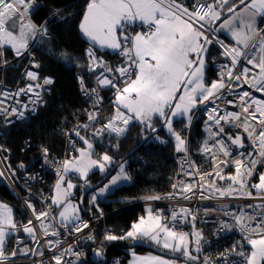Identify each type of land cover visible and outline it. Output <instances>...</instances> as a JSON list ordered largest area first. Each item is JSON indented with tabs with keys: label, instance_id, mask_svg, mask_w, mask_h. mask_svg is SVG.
Instances as JSON below:
<instances>
[{
	"label": "snow or ice",
	"instance_id": "1",
	"mask_svg": "<svg viewBox=\"0 0 264 264\" xmlns=\"http://www.w3.org/2000/svg\"><path fill=\"white\" fill-rule=\"evenodd\" d=\"M34 6L36 0H0V46L9 45L17 57L24 55L28 50L30 40L33 43H46L50 37L47 21L37 25L28 18ZM257 16H264V0H193L190 5L184 0H88L78 25L79 31L92 45L118 51L125 57L124 64L109 68L93 51L89 50L87 53V68L94 74L97 87L89 88L85 78L78 77L84 95L92 98L97 95L98 88L115 89V115L99 128H93V136L102 137L107 131L110 135L119 137L127 131L133 121L138 122L145 133L157 132L153 119L158 117L174 137L175 151L185 153L186 159L189 152L187 142L183 134L173 128V120L182 117L190 124L196 115L193 110L198 106H205V128L208 136L199 152L211 158L213 170L201 172L193 163L189 167L195 169L199 183L178 181L172 188L178 193H183L179 197L182 199H191L188 194L194 195L196 189L200 190L201 198L209 199L210 195H203L206 187L211 188L220 197L240 194L254 198L248 191L250 186L264 199V172L259 174L258 182L249 185L257 165L264 164V99H257L253 95L259 92L264 96V29L257 26ZM237 20L239 24L235 23ZM8 21H12L14 27L16 22H19V36L8 29ZM137 22L146 26L147 30L129 31L130 26ZM218 31L230 33L234 43L228 44L220 39ZM213 45H218L224 62L218 67L217 78L207 84V57ZM30 64L35 69L40 67L34 59ZM98 67L102 71L97 72ZM25 75L32 83L18 89L14 94L0 93V115L5 118L9 115L24 118V112L7 104V100L13 99L15 104H20L21 94L29 96V104L33 105L31 110L35 112V106L43 102L40 90L44 85L53 83L51 77H45L43 84H40L38 72L30 69L26 70ZM121 83L123 87L120 86ZM243 85H247L252 91L243 90ZM29 104H24L23 109H28ZM224 105L239 111H229ZM87 117L89 123L83 125L85 129L92 126L96 120L95 110L87 112ZM80 129L81 126L77 125L73 132L85 147L78 149V157L65 159L62 170L58 169L54 193L48 198L50 203L45 201L46 210L37 211L31 201H27L28 208L32 209L36 221L41 224L43 235L56 238L45 240L49 245L48 251L53 253L52 264H83L81 257L84 253L76 251L71 243L68 248L61 249L59 254L53 249V245L59 248V237L63 235L57 226L64 229L68 235L82 233L89 227L87 222L81 220L80 209L69 199L76 185L68 179L65 186L66 174L78 173L79 178L84 180L93 167L105 172L112 162V157L107 153L99 159L92 158L93 144L86 136L80 134ZM240 129L247 134L251 147L257 151L241 152L239 156L243 159L233 157L230 160L229 157L233 156V146L241 149L245 147L240 132L235 131ZM43 153L47 159L49 153L46 148ZM181 167L184 170L183 164ZM230 167H234V174L225 175L224 169ZM184 174L193 176L192 171L184 170ZM128 179L124 167L121 166L119 172L111 176V185L100 189V194L109 190L112 185H117L119 181ZM217 179L230 183L227 187H222L217 184ZM168 198L173 197L170 194ZM144 199L153 201L160 200L161 197L148 195ZM96 200L97 196L94 195L92 202L95 203ZM246 207L252 211H241L239 215H234L233 219L241 231L247 233L244 239L250 246V252L245 250L243 244L239 247L234 245L227 255L221 254L223 260L218 259L215 264H264V204ZM221 210L225 216L232 215L228 210ZM145 211L146 215L133 222L124 234L106 233L104 240L137 241L146 238L164 249L181 253L187 261L195 264L198 256L193 255L190 250L189 234L179 230V224L186 223L188 217L196 220L190 209L184 206L178 210L173 208L170 218L151 207ZM34 227L33 221L29 220L23 229L33 240ZM231 227L227 222L221 224V230ZM17 228L12 210L0 203V264H15V259L19 256L31 258L44 255L38 250L20 248L19 238L17 247L10 254H6V240ZM193 235L196 237L195 252L199 253L200 233L194 232ZM89 239L92 237L89 236ZM233 254L242 257V261H232L230 257ZM94 255L102 257V248L95 249ZM32 264H44V261L37 262L33 259ZM134 264L173 262L160 256H148L136 257Z\"/></svg>",
	"mask_w": 264,
	"mask_h": 264
},
{
	"label": "built area",
	"instance_id": "2",
	"mask_svg": "<svg viewBox=\"0 0 264 264\" xmlns=\"http://www.w3.org/2000/svg\"><path fill=\"white\" fill-rule=\"evenodd\" d=\"M185 3H187L184 0ZM193 3V2H192ZM190 5V4H189ZM40 6L39 3L36 2V6H34L29 14V17L33 23H35L32 20V16L34 12L38 9ZM47 21V20H45ZM45 21H43L40 24H43ZM259 28L264 29V21L261 22L259 25ZM146 31V26L141 25L140 23H136L132 26H130L129 31ZM218 37L222 40H224L226 43H228L224 37L217 34ZM33 42L31 41L29 44L28 50L24 53V55L17 57L15 55L14 50L11 47L8 46H0V93H15L18 89L25 88L27 84L32 83L27 76L25 75L26 70H32L36 71L39 74V83L43 84V78L48 76L42 75V66L41 63L35 58L33 53L31 52V48L33 46ZM229 44V43H228ZM213 47L216 49V56L213 58L211 63V68L217 78V72L219 65L224 62V57L220 55V49L218 45H213ZM91 50V48H86L84 50V57L86 61L85 66V72L82 73H75V76L77 78L78 83V91L80 95L84 98L86 101V105L84 108L80 110L79 117L74 121L69 127H63L60 130V133L64 139V149L61 156H58L57 154H52L50 151H48L49 155L47 159L44 157L43 149L41 148L38 150V154L32 153L28 154L29 161L26 163H16L14 166L11 164L12 160V154L10 151H3L0 150V180L6 184L7 188L11 192V194L15 197L17 202L20 204L21 211L18 213L15 212V208L7 204L6 202L0 201V203L6 205L8 208L12 210L13 214V220L17 224L18 228L16 231L12 233V235L7 238L5 243V252L6 254H10L14 248L17 247L18 244V238H19V247L22 249L27 250L28 248H31L33 251H39L43 252V256H34L31 258H25L23 256H19L15 259V264H32V260L35 259L37 262L44 261V264H52L51 257L53 253L51 251H48L49 245L45 243V240H52L56 239L52 236L45 237L41 230V224L40 222L36 221L35 216L33 215L32 209L28 208L27 201H31L34 208L37 211L46 210L45 201H48L50 203V200L48 199L52 193L54 186L58 180V169L62 170L63 161L69 157H73L76 149L80 147V139L78 136H76L73 132V129L80 125V134L81 135H88L90 138L94 140H100L106 136H115L114 134H109L107 131H105L104 135L101 136H93V128H99L102 124L108 122L114 115L116 111V107L113 103L114 101V94L115 89L112 88H98L97 95L92 96V98H89L88 96H85L84 93L81 91L80 82L78 77H84L87 81V84L89 88L97 87L96 81L93 78L94 74L90 73L87 64L89 63V57H88V51ZM94 52V51H93ZM118 59L122 61L124 64L125 57L119 53L118 51L114 52ZM96 55V54H95ZM97 56V55H96ZM99 58V56H97ZM35 60L36 63L40 65L38 69L32 68L30 61ZM101 59V58H100ZM103 60V59H102ZM7 61V63H5ZM104 64L107 65L109 68H112V65L106 61L103 60ZM243 64V61L241 62ZM251 67V66H248ZM9 68L13 69H19V77L17 81L13 84H7L5 81V75L6 70ZM102 71L101 68H97V72ZM52 84L50 85H44V88L41 89V96H42V103L35 106L36 110L33 112L31 109L33 105L29 104V96H26L24 94H21L19 97V100L21 101L20 104H15L13 99H9L6 101L7 104L12 105L24 112V118H20L16 115H9L7 118L5 116L0 115V120L5 125H10L14 123H22L26 122L28 119H30L31 116L35 115L36 112L42 108L45 105V98L46 95L49 94ZM121 87L124 85L121 83ZM243 90L252 91L247 85H243ZM239 91V89H238ZM257 99H264V96L261 95L259 92L253 93ZM229 99H232V97H228ZM0 99H2V96H0ZM24 104H29L28 109H23ZM106 104H112V113L109 117H105V106ZM214 105H209V107H212ZM205 106H198L194 112L196 115L191 120V123H187V125L184 127L182 134L187 142V146L189 149V152L187 154V157L185 159V153H176L174 156L176 171L175 176L173 177L172 183L170 185V190L167 194L164 196H161L160 200H141L136 203H134L135 206H140V208H148L151 207L154 210L161 211V214L170 218L171 217V210L173 208H176L177 210L179 207L184 206L188 207L193 215L196 216V220L193 221L191 217H188L186 223L179 224V230H186L191 233V235L196 240V237L193 235L194 232L200 233V251L199 253L195 252L193 255L198 256V260L195 262V264H215V262L219 260H223V256L221 254L227 255L228 252L232 249L234 245L239 247L241 244H243L246 251H248V245L247 241L244 239V237L247 235V233H244L241 231V228L239 225L235 224V220L233 219L234 215H239L241 211L244 212H251L252 209L247 208L248 205H259L264 204V199H261L257 193L256 190L249 186L248 191H250L253 194L254 198H248L246 196L240 195V194H234L231 196H224L220 197L218 193H212L209 191L211 188H204L203 195L204 196H211L209 199H203L201 198V192L199 189L194 190L195 194L189 193L188 195L191 196V199H182L179 198L183 195V193L176 192L172 185L176 184L178 181H183L185 183L191 182V183H199V176L195 174V169L190 168L189 166L193 164V160L191 157V150H190V141H191V127L193 125V122L201 117L204 120L203 127L205 128V121L207 120V114L204 112ZM224 107L228 108L229 111H239V109H232L228 105H224ZM96 113V120L93 122V125L90 126L88 129H85L83 127L84 124H88V117L87 112L94 111ZM8 121H11L9 123ZM134 122V121H133ZM131 122L130 125L133 123ZM254 123V122H253ZM129 125V126H130ZM128 126V128H129ZM258 127V126H257ZM128 130V129H127ZM239 131L242 139L244 141L245 147L244 148H236L233 146L232 152L233 156L229 157L231 160L233 157L235 158H241L243 157L239 156V153L241 152H255L257 149H253L251 147V142L247 139V134L243 133L242 129L235 130ZM126 133V132H125ZM124 133V134H125ZM71 134V135H69ZM124 134H122L119 137H122ZM208 133L206 130V137L203 139V141L207 138ZM117 137V136H116ZM5 137L0 133V149H6L2 142L5 141ZM203 141L201 140L198 144V147H201L203 144ZM230 143V141H227ZM211 143V142H210ZM30 143L28 140H25L22 149L23 151H27L29 149ZM203 159H205V163L202 165V168H199L201 172L208 171L211 172L212 169V160L209 156L202 154L201 155ZM182 164L184 166V170L192 171L193 176L189 177L184 174V170H182ZM260 164L257 165L256 172L253 175V178L250 179L249 185L252 183H256L255 177L257 170L259 168ZM138 169V168H137ZM224 173L234 174V167L225 168ZM50 175H55L56 179L55 181L50 184L48 182V179ZM72 178L76 176V173L71 174ZM217 184L222 187H227L228 183L227 180L225 181H219L217 179ZM172 195L173 198L169 199V195ZM132 205V204H131ZM228 210L232 215L225 216L224 211L221 210ZM207 210V211H206ZM120 211L114 210L111 213H101L96 215H91L89 218L82 217L81 220L85 221L89 224V227L84 229L82 233H72V235H68L64 229H60L59 226H57L58 230L63 232V235L59 237L61 244L59 248H56L55 245H53V249L59 254V251L61 249H66L69 246V243L73 245L76 251H82L84 255L81 257L83 264H96L92 260V256H94V250L98 248H102L103 256L107 249L110 248L108 255L105 259V261L102 264H126L127 256L123 252L117 253V254H111L112 248H119L118 245L121 243H125L129 240H117L113 242H108L104 240V236L106 233H112L114 234L113 228L111 226L105 225V221L112 216V214ZM29 220L33 221L34 231H35V240H33L32 236H30L28 233H26L23 229L24 226L27 225V222ZM222 222H227L228 224L232 225L231 229L228 230H221V224ZM253 226H254V222ZM194 225V227H193ZM89 236L92 237V239H89ZM144 241L150 242L148 239H142ZM196 248V247H195ZM122 250H127L124 248H119ZM230 259L232 261H242V257L233 254L231 255Z\"/></svg>",
	"mask_w": 264,
	"mask_h": 264
},
{
	"label": "trees",
	"instance_id": "3",
	"mask_svg": "<svg viewBox=\"0 0 264 264\" xmlns=\"http://www.w3.org/2000/svg\"><path fill=\"white\" fill-rule=\"evenodd\" d=\"M185 1L187 4L193 2V0ZM36 2L40 6L34 12L32 20L37 24L47 20L50 37L47 38L46 43H34L31 52L41 63L42 75L51 77L53 83L49 94L46 95L45 105L26 122L5 125L0 120V133L6 138L2 144L11 152V164L13 166L16 163L28 162V154H38L37 152L41 148H46L52 154L62 155L64 139L60 130L63 127L68 128L69 125L76 121L80 110L86 105V101L78 91V83L75 76V73L83 74L85 72L84 50L86 48L90 47L99 58L108 61L112 68L123 64L115 53L101 51L89 45L83 39L78 25L81 22L88 0H36ZM206 2H211V0H206ZM262 21H264V18L261 19L260 24ZM214 55L216 56V51ZM211 63L212 60L209 61L207 69L208 79L211 73H214ZM19 72L20 68L7 69L5 75L6 83L13 85L19 77ZM111 113L112 104H106L105 117L103 118L109 117ZM198 119L199 121L193 122L190 141L191 145H193L192 153L196 163L204 161L203 157L196 153L198 144L205 138L202 130L203 118L199 117L196 120ZM160 123L159 119L154 122L156 127ZM186 123L188 121L180 120L174 122L173 126L176 131L182 133V125ZM150 132H143L141 125L134 121L122 137L106 136L100 140H94L88 135L84 136L94 145L93 153L95 155L107 153L112 157L111 167L135 148ZM25 140H28L31 146L27 151L22 150ZM80 146H83L82 141H80ZM176 153L173 140L167 135L163 126L157 134L149 137L137 152L124 161L127 162L129 184L116 188L104 201L98 202L97 208L89 207L85 198L84 207L91 209L93 213H111L120 209V211L112 214L105 221V225L111 226L116 235L124 234L133 222L146 213V209L143 210L140 206H135L134 203L145 200L144 197L148 195H159L161 197L169 192L176 171L174 161ZM110 167H107L103 173L98 171L90 173L84 179L83 185L85 187L79 189L80 185L78 184L75 188V199L78 201L84 190L97 183ZM263 167L264 165L260 164L255 181H258V176ZM55 179V175H50L48 182L52 184ZM75 181H79V179ZM0 201L12 205L16 213L21 211L20 204L1 180ZM83 217L89 218L84 213ZM134 250L137 253L149 251L141 247L134 248ZM111 251V254L123 252L127 258L130 255L128 250L119 248H112Z\"/></svg>",
	"mask_w": 264,
	"mask_h": 264
},
{
	"label": "crops",
	"instance_id": "4",
	"mask_svg": "<svg viewBox=\"0 0 264 264\" xmlns=\"http://www.w3.org/2000/svg\"><path fill=\"white\" fill-rule=\"evenodd\" d=\"M264 18V16H257L256 17V21H257V26L259 27V25H260V21H261V19H263ZM137 23H139V22H137ZM235 23L236 24H239V20H237V21H235ZM81 33V32H80ZM219 35H221L222 37H224L225 38V40L229 43V44H233L234 43V41H232V39H231V35H230V33H228V32H226V31H219V33H218ZM82 35V34H81ZM82 37H83V39L84 40H86V42L89 44V45H92L91 44V42L90 41H88L87 40V38L86 37H84L83 35H82ZM93 47H95V48H97V49H99V50H101V51H107V52H109V53H114L115 51H113V50H111V49H101L99 46H94V45H92ZM214 47L212 46L211 48H210V52H209V55H208V57H207V64H206V71H205V79H206V83L207 84H210L211 83V81H212V79H215L216 78V76H215V74L214 73H211V75H210V78L208 79V73H207V69H208V66H209V61L210 60H213V58H214V53H215V51H214V49H213ZM134 78V77H133ZM194 111V110H193ZM157 119H159L158 117H154V119H153V123L157 120ZM187 121V119L186 118H182V117H176L174 120H173V124H174V122H176V121ZM138 123V122H137ZM165 128V131H166V133H167V135L168 136H170L171 138H172V140H173V143H174V137H172L171 136V134L167 131V128L166 127H164ZM173 128H174V126H173ZM175 129V128H174ZM94 146V145H93ZM174 147H175V143H174ZM94 149V148H93ZM76 156H79V151L77 150L76 151ZM68 160H71V159H68ZM112 164V162L107 166V167H110V165ZM126 171H127V165H126ZM97 170H95V171H98V172H101L100 170H99V168H96ZM92 171V170H91ZM106 171V170H105ZM73 172H69V173H67L66 174V176L65 177H70L71 178V180H72V182H74L73 184L74 185H78V183H82V185L84 184V180H82V179H80L79 178V175H78V173H76V176H74V178H78L79 179V181H75V179H73L72 178V176H71V174H72ZM92 173V172H91ZM101 173H103V172H101ZM90 174V173H89ZM88 174V175H89ZM129 180H130V178H129ZM85 186L83 185V188H84ZM76 188V187H75ZM75 188L72 190V194H71V196L69 197V199L71 200V202L76 206V207H78L79 208V204H78V201L75 199V194H74V190H75ZM88 197V196H87ZM80 198V197H79ZM79 200V199H78ZM87 205L89 206L90 205V200H89V197H88V200H87ZM80 209V208H79ZM58 211L59 210H57V212H56V215H58ZM80 217L82 218V216H83V213H82V211H81V209H80ZM145 215H146V213H145ZM130 229V228H129ZM182 231H184V232H186V233H188L189 234V247H190V250L192 251V254H194V250H195V247H196V243H195V239H194V237L188 232V231H186V230H182ZM146 239V238H145ZM147 240V239H146ZM150 241V240H149ZM151 243H153L154 245H156V246H158V247H160V248H162L161 246H159V245H157L156 243H154V242H152V241H150ZM163 250H166V251H170V252H172V253H174L173 251H171V250H168V249H164V248H162ZM248 251L250 252V246L248 245ZM134 252V253H133ZM133 252H130V255H129V257L127 258V260H126V264H134V260H135V258L136 257H148V256H160V257H163V258H165V259H168V260H170V261H172L173 262V264H190V263H188V262H186V261H184V260H181V259H173V258H170V257H166V256H162V255H159V254H157V253H155V252H152V251H146V252H141V253H137V252H135V250H133ZM175 254H177V255H180V256H182L183 257V255L181 254V253H175Z\"/></svg>",
	"mask_w": 264,
	"mask_h": 264
},
{
	"label": "water",
	"instance_id": "5",
	"mask_svg": "<svg viewBox=\"0 0 264 264\" xmlns=\"http://www.w3.org/2000/svg\"><path fill=\"white\" fill-rule=\"evenodd\" d=\"M225 15H227V13H225ZM163 122L161 121L160 125L157 127L158 131L157 132H150L148 135H146L141 141L140 143L135 147L133 148L131 151H129L126 155H124L122 158H120L116 163H114L110 169L107 171V173L97 182L95 183L94 185L90 186L89 188L85 189L84 192L81 194L79 200H78V204H79V208L81 209L82 213L86 214V215H89L91 216L92 215V211L86 207H84V199L86 198V196L94 191L95 189H97L98 187H100L101 185H103L114 173V171L116 170V168L121 164L123 163L128 157H130L132 154H134L135 152H137V150L140 148V146L149 138L151 137L152 135L154 134H157L160 129L163 128ZM147 137V138H146ZM119 248H124V249H133V248H137V247H141V248H145L149 251H152V252H155L159 255H162V256H166V257H170V258H173V259H181V260H184L190 264H193L191 261H187L184 257L180 256V255H177L175 253H172L170 251H166V250H163L162 248L154 245L153 243L151 242H147V241H144V240H137V241H127L125 243H121L118 245ZM110 248L106 250L105 254H104V257L103 258H100V257H97V256H92V260L94 261V263L96 264H102L107 255H108V252H109Z\"/></svg>",
	"mask_w": 264,
	"mask_h": 264
},
{
	"label": "rangeland",
	"instance_id": "6",
	"mask_svg": "<svg viewBox=\"0 0 264 264\" xmlns=\"http://www.w3.org/2000/svg\"><path fill=\"white\" fill-rule=\"evenodd\" d=\"M8 23H9V24H8ZM12 23H13L12 21H8L6 26L8 27L9 30L13 31L14 35L19 36V22H18V21L16 22V25H15L16 27H14ZM218 33H219V31H218ZM218 33H217V34H218ZM30 42H31V40L29 41V44H30ZM4 46H8V47H10L9 45H4ZM213 49H214V48H213ZM214 56H215V55H214ZM195 121H199V119H198V120H195ZM203 124H204V120H203ZM186 125H187V123H186L185 125H182V126H183V129H184V127H185ZM192 129H193V127H191L190 133H191ZM202 130L204 131V134H205V137H206V130L204 129L203 125H202ZM174 140H175V139H174ZM174 143H175V141H174ZM192 146H193V145H191V143H190L192 160H193L194 164L198 166V168H202V165L205 163L206 160L204 159V161H201L200 163H196V162H195V159H194V156H193V153H192ZM83 147H85V146L83 145V146L78 147V148L76 149V151H77L78 149H80V148H83ZM93 148H94V146H93ZM199 148H200V147L196 148V153H197L198 155L201 156L202 154L199 152ZM92 153H93V150H92ZM102 155H103V154L95 155V154L93 153L92 158H93V159H99ZM73 157H78V156H76V154H74ZM73 157H69V158H67V159H72ZM126 165H127V162H123V163H121V164L116 168V170L114 171L113 175H116V174L119 172L121 166L124 167V171H125V173L128 175V173H127V171H126V168H125ZM262 165H264V164H262ZM96 168H98V167H93V168L91 169L92 171L90 170L89 173L94 172L95 170H97ZM261 172H264V167H263V169H262ZM89 173H88V174H89ZM113 175H112V176H113ZM226 175H227V174H226ZM128 177H129V175H128ZM68 179H71V178H70V177H65V186H66V182H67ZM129 182H130L129 179H128V180H121V181H119V182L117 183V185H112V186L109 188V190L105 191L103 194H100V191H99L100 189H103L105 185H111V177H110V178H109V179H108L103 185H101L100 187H98L97 189H95L94 191H92V192L89 193V195H88V196H89V200H90V205H89V207L97 208V204H98V202L104 201V200L106 199V197H107L109 194H111L116 188H118V187H120V186H123V185H127V184H129ZM257 182H258V181H257ZM56 183H57V182H56ZM72 183H74V182H72ZM227 183L229 184L230 181H227ZM209 191L212 192V193H215V192H213L212 189H209ZM53 193H54V189H53ZM53 193H52V194H53ZM215 194H216V193H215ZM94 195L97 196V200H96L95 203L92 202V197H93ZM141 209L145 210L146 208H141ZM189 233H190V232H189ZM190 234H191V233H190ZM133 250H134V248H133V249H128L129 253H130V252H133ZM133 253H134V252H133ZM192 263H193V262H192Z\"/></svg>",
	"mask_w": 264,
	"mask_h": 264
},
{
	"label": "clouds",
	"instance_id": "7",
	"mask_svg": "<svg viewBox=\"0 0 264 264\" xmlns=\"http://www.w3.org/2000/svg\"><path fill=\"white\" fill-rule=\"evenodd\" d=\"M89 48H90V47H89ZM94 53H95V52H94ZM75 153H76V152H75ZM73 179L76 180V179H78V178H73ZM78 184L80 185V188H79V189H83V185H82V183H78ZM76 187H77V186H76ZM89 187H90V186H89ZM89 187H88V188H89ZM86 189H87V188H86ZM88 195H89V194H88ZM88 195H87V196H88ZM87 196H86V197H87ZM88 197H89V196H88ZM84 200H85V199H84ZM130 205H131V204H130ZM90 210H91V209H90ZM91 211H92V210H91ZM101 213H105V212H100V213H96V212L93 213V212H92V215H96V214L99 215V214H101ZM88 216H89V215H88ZM82 217H83V216H82ZM127 250H128V249H127Z\"/></svg>",
	"mask_w": 264,
	"mask_h": 264
},
{
	"label": "flooded vegetation",
	"instance_id": "8",
	"mask_svg": "<svg viewBox=\"0 0 264 264\" xmlns=\"http://www.w3.org/2000/svg\"><path fill=\"white\" fill-rule=\"evenodd\" d=\"M88 200V197H86V201Z\"/></svg>",
	"mask_w": 264,
	"mask_h": 264
}]
</instances>
